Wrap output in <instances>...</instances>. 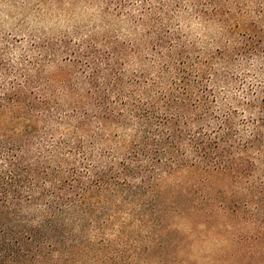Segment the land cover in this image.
Returning <instances> with one entry per match:
<instances>
[{"label": "trees", "instance_id": "obj_1", "mask_svg": "<svg viewBox=\"0 0 264 264\" xmlns=\"http://www.w3.org/2000/svg\"><path fill=\"white\" fill-rule=\"evenodd\" d=\"M142 1L107 0L124 33L0 38V264H257L264 18L212 48ZM230 219L260 233L231 253Z\"/></svg>", "mask_w": 264, "mask_h": 264}, {"label": "rangeland", "instance_id": "obj_2", "mask_svg": "<svg viewBox=\"0 0 264 264\" xmlns=\"http://www.w3.org/2000/svg\"><path fill=\"white\" fill-rule=\"evenodd\" d=\"M142 1V0H139ZM159 7L162 18H178L182 30L193 37L208 42L212 48L220 44L219 38L225 33L226 21L238 22L239 32L244 26L258 18H264V0H149ZM143 2V1H142ZM107 0H0V38H22L30 33L65 37L74 42V36L90 33H124L127 23L118 18H131L126 12L119 15L116 10H108ZM134 12V11H132ZM145 18H148L146 16ZM111 23V24H108ZM194 178L193 174L178 176L177 179ZM175 182V180H172ZM230 253L238 248L234 243L236 228L244 235L259 233L257 226L245 224L240 219H230ZM184 234L190 233L182 224ZM228 235L227 232H222ZM260 234V233H259ZM254 236V235H253ZM214 244H208L210 248ZM244 247L256 250L253 262L261 261L263 240H247ZM198 247L194 253L197 254ZM203 252V249H200ZM230 264H241L230 257Z\"/></svg>", "mask_w": 264, "mask_h": 264}]
</instances>
